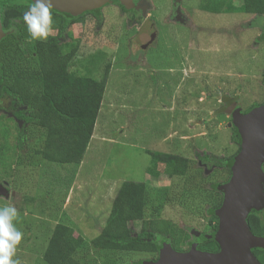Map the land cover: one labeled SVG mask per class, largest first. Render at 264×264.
Masks as SVG:
<instances>
[{
    "label": "rangeland",
    "instance_id": "1",
    "mask_svg": "<svg viewBox=\"0 0 264 264\" xmlns=\"http://www.w3.org/2000/svg\"><path fill=\"white\" fill-rule=\"evenodd\" d=\"M201 1L134 0L133 16L112 0L71 25L61 38L66 45L78 42L69 69L101 80L110 66L80 158L62 147L57 131L33 124L25 126L24 147L17 149V128L0 112V184L7 191L0 207L18 211L13 223L23 238L13 259L19 264H48L43 253L57 223L82 237L77 257L87 264H154L160 253L92 245L125 180L146 184L134 230L158 217L188 232L185 248L215 237L212 203L218 193L224 197L228 182L220 170L195 166L185 177L148 171L154 153H235L232 112L264 104V15L246 0H233L236 10L220 13L201 9ZM256 212L264 218V207ZM166 244L161 241L160 250Z\"/></svg>",
    "mask_w": 264,
    "mask_h": 264
},
{
    "label": "trees",
    "instance_id": "2",
    "mask_svg": "<svg viewBox=\"0 0 264 264\" xmlns=\"http://www.w3.org/2000/svg\"><path fill=\"white\" fill-rule=\"evenodd\" d=\"M251 9L264 15V0H246ZM2 21L4 29H14L0 42V111L10 115L17 128V142L14 145L22 149L26 141L25 126L37 125L59 133L58 141L80 158L95 129L101 104L106 90L110 66L104 77L78 75L69 69V65L78 51V42L72 39L66 45L61 43L72 24L83 22L95 8L80 15L59 12L50 9L53 24L45 40H32L23 22V14L31 3L28 0H4ZM201 9L220 13L236 10L233 0H202ZM251 7V6H248ZM133 16L137 10L132 8ZM261 104H254L246 112ZM17 121H21L19 126ZM11 128L3 130L9 136ZM232 138L238 145L235 153L219 156L213 153H195V158L171 153H154L153 162L148 168L152 174L165 173L170 177H185L195 166L201 169L220 170L225 182L232 175V167L240 151L242 141L239 128L234 125ZM9 167L8 169H10ZM212 207L216 210L223 202V193H218ZM217 200V201H216ZM146 206V184L143 181L125 180L121 183L111 205L104 226L92 238L96 249L116 251L152 252L161 255L160 242L170 244L177 251H187L188 232L172 225L164 218L151 217L141 220L139 230L132 223L143 217ZM251 231L264 237V218L255 209L248 218ZM211 230L217 232L219 217L213 213L210 218ZM83 243L81 236L71 226L57 223L47 242L43 259L48 264H87L77 257ZM204 251H218L215 237L206 239L197 246ZM261 264H264V246L253 249Z\"/></svg>",
    "mask_w": 264,
    "mask_h": 264
},
{
    "label": "water",
    "instance_id": "3",
    "mask_svg": "<svg viewBox=\"0 0 264 264\" xmlns=\"http://www.w3.org/2000/svg\"><path fill=\"white\" fill-rule=\"evenodd\" d=\"M110 1L112 0H51V9L80 15ZM116 1L128 10L135 6L134 0ZM3 36L0 21V39ZM232 117L239 128L242 141L231 178L224 186L222 205L217 212L219 227L215 239L219 250L204 251L193 244L187 251H177L166 244L154 264H261L252 249L263 247L264 237L251 231L247 218L253 209L264 207V104L248 112L234 109ZM5 193L6 188L0 184V195Z\"/></svg>",
    "mask_w": 264,
    "mask_h": 264
},
{
    "label": "clouds",
    "instance_id": "4",
    "mask_svg": "<svg viewBox=\"0 0 264 264\" xmlns=\"http://www.w3.org/2000/svg\"><path fill=\"white\" fill-rule=\"evenodd\" d=\"M51 0H33L23 14V22L32 40H45L52 28ZM18 220V211L12 205L0 207V264H19L13 259L17 245L23 238L13 221Z\"/></svg>",
    "mask_w": 264,
    "mask_h": 264
},
{
    "label": "flooded vegetation",
    "instance_id": "5",
    "mask_svg": "<svg viewBox=\"0 0 264 264\" xmlns=\"http://www.w3.org/2000/svg\"><path fill=\"white\" fill-rule=\"evenodd\" d=\"M4 0H0V21H1V26H2V30H3V32H4V36L0 39V42L3 40V38H5L7 35H9V34H11L13 31H14V29H4V26H3V21H2V12H3V2ZM8 1H13V0H8ZM29 1V0H28ZM29 3H30V1H29ZM62 38V37H61ZM62 40V39H61ZM60 40V41H61ZM61 43H62V41H61ZM63 44V43H62ZM1 112V111H0ZM3 113H5V111L3 112ZM6 114V113H5ZM7 114H9V113H7ZM9 115H11V114H9ZM264 164V163H263Z\"/></svg>",
    "mask_w": 264,
    "mask_h": 264
}]
</instances>
